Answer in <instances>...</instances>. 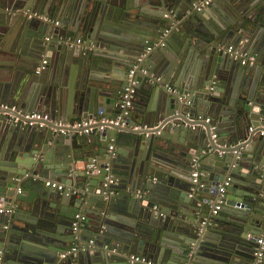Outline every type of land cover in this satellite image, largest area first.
<instances>
[{"label": "water", "instance_id": "95a60500", "mask_svg": "<svg viewBox=\"0 0 264 264\" xmlns=\"http://www.w3.org/2000/svg\"><path fill=\"white\" fill-rule=\"evenodd\" d=\"M199 1L0 0V105L97 121L62 134L0 109V207L15 205L0 214L5 264H253L264 233V0ZM39 4L61 26L2 11ZM78 214L87 220L74 233Z\"/></svg>", "mask_w": 264, "mask_h": 264}, {"label": "built area", "instance_id": "2783aa9c", "mask_svg": "<svg viewBox=\"0 0 264 264\" xmlns=\"http://www.w3.org/2000/svg\"><path fill=\"white\" fill-rule=\"evenodd\" d=\"M212 3V0H200L195 4V8L197 10H202L206 7H208ZM13 10H10L8 8L5 9V12L8 13H15V14H23L29 19H39L43 22H47L52 24L55 27L61 26V22L58 20L53 19L47 14H42L38 12H33L31 10H22V9H16L14 12H11ZM168 31H166L165 34H167ZM48 40V39H47ZM65 44L69 46H81L84 44V40L82 38H74V37H69L65 40ZM159 42L151 44L146 49V52H150L155 46H157ZM223 49V48H221ZM225 51L229 53L231 56L235 58H241L242 63L246 62H255V57L253 55H250L248 53L241 52L238 49H235L232 46H229L225 48ZM43 64H46V61L43 62ZM42 67L38 68V72H40ZM134 75V71H130L129 73V85L125 89L123 95H122V108H128L132 106L133 101L135 99L136 95V83L132 81V77ZM169 90H173L172 88H169ZM0 109L6 110L7 113L10 115L11 121L15 125H24V126H29V127H38V128H47L50 127L52 129H57L56 131L66 134L69 131L73 130H84L85 133H89L92 129V127L97 123V121L92 118V119H84V120H75L72 122H67L62 119H54L50 114L45 113V112H22L18 111V108L15 106H6V105H0ZM207 122L210 121L209 119L206 120ZM59 129V130H58ZM254 128H250V132H253ZM259 134L261 136H264V129H261L259 131ZM113 149V146H110V150ZM194 178V183H198V176H199V171L196 169L193 174ZM112 182V181H111ZM232 184V179L229 178L227 179L223 184L219 186V193L220 197L216 203V206L214 207L213 210V216H216L220 213L222 207H223V198L225 197V194L227 193V189L231 186ZM46 187H50L51 189L55 191H64V186L60 184L59 182L56 181H46L45 182ZM18 193H22V189H18ZM15 212V205H8V206H3L0 207V214L1 215H12ZM87 217L82 214H78L75 216V220L73 223V231L74 233H77L80 230V224L83 222H86ZM92 243V241H91ZM257 249L255 252V260L253 264H264V233L257 239ZM81 248L80 243H76L73 245L67 252L66 254L62 255V258L66 256H71L75 255ZM129 262L134 264H158L154 262L152 259L142 256V255H132L129 256ZM0 264H5L4 263V250H0ZM109 264V263H106Z\"/></svg>", "mask_w": 264, "mask_h": 264}, {"label": "crops", "instance_id": "0c3cea01", "mask_svg": "<svg viewBox=\"0 0 264 264\" xmlns=\"http://www.w3.org/2000/svg\"><path fill=\"white\" fill-rule=\"evenodd\" d=\"M50 2H52V0H50ZM41 4H39L38 6H37V9H30L31 11H33V12H38V13H43V14H46V13H44V12H42L41 10H40V8H39V6H40ZM5 9H6V7H4V9L2 10V11H5ZM8 9H10V10H13L11 7H8ZM16 10V9H15ZM15 10H13V11H15ZM12 12V11H11ZM23 15V14H22ZM24 16V15H23ZM26 17V16H25ZM29 19V18H28ZM33 19H35V18H33ZM53 19H55V20H58V21H60L61 22V19L60 18H53ZM43 22V21H42ZM47 38V37H46ZM47 54L48 55H51V52H47ZM62 120H66V119H62ZM31 181V183H32V185H35V184H37V183H41V182H34L33 180H30ZM48 181H52V180H48ZM28 182H29V180L28 181H26V183L28 184ZM33 189V188H32ZM34 190V189H33ZM59 263H61L60 261H59Z\"/></svg>", "mask_w": 264, "mask_h": 264}, {"label": "flooded vegetation", "instance_id": "af4514ba", "mask_svg": "<svg viewBox=\"0 0 264 264\" xmlns=\"http://www.w3.org/2000/svg\"><path fill=\"white\" fill-rule=\"evenodd\" d=\"M43 14V13H42ZM47 15H49L50 17H52L50 14H48V13H46ZM52 18H54V17H52ZM39 20V19H38ZM44 23H47V22H44ZM48 24H50V23H48ZM51 26H53L52 24H50Z\"/></svg>", "mask_w": 264, "mask_h": 264}]
</instances>
